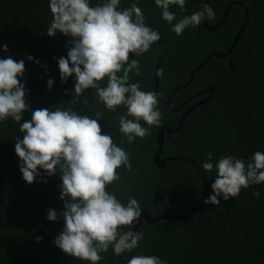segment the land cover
<instances>
[{
	"label": "trees",
	"instance_id": "16d2710c",
	"mask_svg": "<svg viewBox=\"0 0 264 264\" xmlns=\"http://www.w3.org/2000/svg\"><path fill=\"white\" fill-rule=\"evenodd\" d=\"M205 1L186 0L184 10L175 5L169 10L176 13L178 20L185 13L200 10ZM231 1L244 7L233 3L218 28L209 30L201 22L195 29L189 26L176 36L170 31L171 25L161 19L152 0H138L146 25L156 30L161 39L142 56L129 54L130 60L139 61L140 74L130 72L128 82H139L142 90L157 94L161 123L152 126L150 134L142 139L120 143L125 139L118 131V117L126 112L123 105L115 112L105 109L97 102L94 89L81 95L82 102H70L74 80L69 77L61 83L56 59L66 58L71 38L60 33L53 37L46 35L52 18L48 0H0V44L8 48L6 53L0 51V59L10 56L14 61L24 60L20 80L25 85L30 110L22 113L20 123L30 120L32 111L41 108L68 109L99 119L102 133H109L113 142L128 153L131 163V170L116 169L119 179L106 190L121 203H126L129 196L134 197L141 211L152 217L185 214L204 198L200 172L191 162L174 159H168L165 167L159 168L152 158L158 148L159 129L176 127L183 111L209 92L194 96L196 93L210 84L214 87L209 100L185 116L180 130L164 133L162 158L188 157L200 167L207 153H212L215 165L220 157L228 155L247 163L254 152L264 151V0H210L215 17L206 23L209 26L218 23ZM99 2L91 0L90 6ZM133 2L121 0L119 7L127 8ZM245 8L247 22L233 51L226 57H209L228 50L244 22ZM28 55L39 63L27 60ZM207 57L192 81L171 95L172 108L188 99L186 104L177 111L171 110L170 93L186 83L191 72ZM158 61L161 74L155 91L153 76ZM50 78L54 83L48 90L46 81ZM105 83L106 80L100 82L101 86ZM140 123L147 127L143 121ZM22 135L18 122L10 118L0 122V264H88L53 244L64 226L61 214L64 202L59 199L61 180L59 175L49 177L40 169V176L31 184L22 180L14 153L15 139ZM202 173L207 197L216 175L215 167ZM158 196H163L164 201L154 203ZM49 209L58 213L56 221L45 218ZM123 230L127 231L128 226ZM137 230L144 233V238L133 252L117 258L119 264L133 255H155L167 264H264V180L241 189L235 198L221 199L220 205L205 204L201 212L188 218L143 221ZM36 237L41 239L37 242ZM111 251L109 247L107 252L100 253L97 264H116L114 259L108 263Z\"/></svg>",
	"mask_w": 264,
	"mask_h": 264
},
{
	"label": "clouds",
	"instance_id": "9594fccd",
	"mask_svg": "<svg viewBox=\"0 0 264 264\" xmlns=\"http://www.w3.org/2000/svg\"><path fill=\"white\" fill-rule=\"evenodd\" d=\"M120 2L100 0L90 6L91 0H48L52 18L46 35L53 37L60 33L71 38L66 58L54 57L61 83L69 77L74 80L70 102L76 104L86 90L94 89L97 102L105 109L115 112L123 105L126 112L118 117V131L125 139L120 143L125 140L133 143L136 138L149 135L152 126H159L161 112L156 93L142 90L139 82H128L130 72L140 74L139 61L130 60L129 54L142 56L161 36L146 25L138 0L127 8H120ZM152 2L176 36L189 26L195 29L202 21L215 17L213 9L204 2L200 10L178 20L170 6L184 10L186 0ZM0 51L6 53L7 45L0 44ZM26 59L39 63L31 55ZM23 72L24 60L14 61L10 56L0 59V122L10 118L19 123L23 135L15 139L14 153L23 181L31 184L40 176L38 169L49 177L59 175L64 226L53 244L88 264H97L100 253L111 247L113 259L119 264L117 258L133 252L144 238L143 232L132 230L141 221L139 202L129 196L126 203H121L106 190L119 179L116 169L131 170L129 155L113 142L108 132L102 133L99 119L77 111L41 108L32 111L30 120L20 123L22 113L30 110L25 85L20 80ZM160 74L158 70L157 75ZM102 80H106L104 86L100 84ZM53 83L51 78L46 81L48 90ZM68 94L66 89L65 95ZM214 167L216 175L204 203L216 206L221 199L235 198L241 189L264 180V151L254 152L247 163L228 155L220 157L215 165L212 153H207L200 169L210 172ZM57 217L58 213L49 209L45 218L56 221ZM124 226H128L127 231L123 230ZM36 239L38 242L41 238ZM125 261L126 264H167L155 255H133Z\"/></svg>",
	"mask_w": 264,
	"mask_h": 264
},
{
	"label": "water",
	"instance_id": "95a60500",
	"mask_svg": "<svg viewBox=\"0 0 264 264\" xmlns=\"http://www.w3.org/2000/svg\"><path fill=\"white\" fill-rule=\"evenodd\" d=\"M205 3H207L209 5L210 3V0H206ZM233 3H237L239 5H241L242 7L243 4L240 3V2H237V1H231L230 3H228L226 9H225V12L224 14L222 15L221 19L218 21V23H216L215 25L213 26H209L206 21H202L203 24L205 25V27L209 30H214L216 28H218L222 23L223 21L225 20V17L226 15L228 14V11H229V8L230 6L233 4ZM245 11H246V16H245V19H244V22L243 24L241 25L240 29L238 30V32L236 33V35L234 36L233 38V41L230 45V47L228 48L227 51L223 52V53H212L209 55L212 56V55H217L218 57H226L228 56L232 51L233 49L235 48V45L239 39V37L241 36L243 30H244V27L246 25V22H247V18H248V11L246 10L245 8ZM185 15H188V13H185ZM184 15V16H185ZM207 57L206 59H204L202 61L201 64H199L190 74V78L189 80L176 87L169 95L168 97V107L171 109V110H174V111H177L179 109H181L185 104L186 102L188 101V99L186 101H184L178 108H172L171 107V104H170V99H171V95L173 94V92H175V90H177L179 87H183V86H186L188 85L192 79H193V76H194V73L203 66V64L208 60ZM229 63L232 67V70L234 71L235 68L232 64V60L230 59L229 60ZM160 71L161 70V61H158L156 63V68H155V72H154V85H155V91H157L158 89V85H159V77L160 75H157V71ZM206 92H209L208 95H206L205 97L199 99L198 101H196L194 104H192L191 106H189L188 108H186L183 113L181 114L180 118H179V123L176 127L174 128H171V127H168V126H163L159 129L158 131V134H157V138H156V141L158 143V148L157 150L155 151L154 155H153V163L158 166L159 168H164L165 167V162L168 160V159H174V160H183V161H189L191 162L192 164H194L196 166V168L198 169V171L200 172V175H201V178H202V182H203V188H204V198L202 201L200 202H195L194 205L185 213V214H182V215H172V214H163V215H160V216H157V217H152L148 212L146 211H142L141 213V221L139 224L135 225L133 227V231H136L137 228L142 224L143 221L145 222H148V223H154V222H157L159 220H164V219H169V220H180V219H185V218H188L190 217L192 214H194L195 212H201L205 206V203H204V200L206 198V195H207V184H206V181H205V177H204V174L202 173L200 167L196 164V162L188 157H181V156H177V157H171V158H162L161 157V151H162V147H163V144H164V133L166 132L167 134L168 133H172V132H176L178 130H180L183 126V123H184V118L186 115L190 114V112L195 109L197 106H200L202 104H204L206 101L209 100V98L212 96L213 92H214V87L213 85H208L207 87H205L204 89L200 90L198 93H196L194 96H198V95H201V94H204ZM192 98V97H191ZM158 200L160 201H164V198L163 196H158L154 199V203H156ZM113 259V254H112V251H111V256H110V259L108 261V263H110ZM123 264H125V261H123Z\"/></svg>",
	"mask_w": 264,
	"mask_h": 264
},
{
	"label": "flooded vegetation",
	"instance_id": "af4514ba",
	"mask_svg": "<svg viewBox=\"0 0 264 264\" xmlns=\"http://www.w3.org/2000/svg\"><path fill=\"white\" fill-rule=\"evenodd\" d=\"M163 202V201H162Z\"/></svg>",
	"mask_w": 264,
	"mask_h": 264
}]
</instances>
